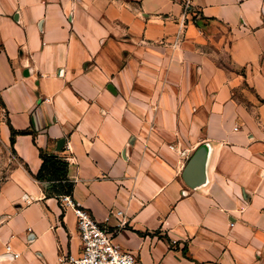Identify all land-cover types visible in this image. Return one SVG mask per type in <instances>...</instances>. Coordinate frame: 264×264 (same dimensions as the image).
Wrapping results in <instances>:
<instances>
[{
  "label": "crops",
  "instance_id": "obj_1",
  "mask_svg": "<svg viewBox=\"0 0 264 264\" xmlns=\"http://www.w3.org/2000/svg\"><path fill=\"white\" fill-rule=\"evenodd\" d=\"M190 2L175 46L185 0H0V264L81 251L36 179L64 148L72 202L143 264H264V0Z\"/></svg>",
  "mask_w": 264,
  "mask_h": 264
},
{
  "label": "built area",
  "instance_id": "obj_2",
  "mask_svg": "<svg viewBox=\"0 0 264 264\" xmlns=\"http://www.w3.org/2000/svg\"><path fill=\"white\" fill-rule=\"evenodd\" d=\"M191 2L185 0L182 22L179 23L175 46L182 40L183 31L187 26V20L191 16ZM0 111L5 110L0 107ZM63 202L74 209L78 222V231L81 241V251L78 254H66L60 258V264H143L139 255L133 252L123 251L115 243L118 229H111L104 222L97 221L91 213L72 202L70 197H64ZM118 216H123L119 228L127 224L125 214L118 212ZM10 252V248L8 247ZM16 257L18 255H15Z\"/></svg>",
  "mask_w": 264,
  "mask_h": 264
},
{
  "label": "trees",
  "instance_id": "obj_3",
  "mask_svg": "<svg viewBox=\"0 0 264 264\" xmlns=\"http://www.w3.org/2000/svg\"><path fill=\"white\" fill-rule=\"evenodd\" d=\"M30 130L15 131L12 129L11 144L15 143L18 135H29ZM64 148L60 154L51 155L40 151L42 165L36 179L47 185L46 196L62 200L64 197H73L74 184L69 178V163L64 156Z\"/></svg>",
  "mask_w": 264,
  "mask_h": 264
},
{
  "label": "water",
  "instance_id": "obj_4",
  "mask_svg": "<svg viewBox=\"0 0 264 264\" xmlns=\"http://www.w3.org/2000/svg\"><path fill=\"white\" fill-rule=\"evenodd\" d=\"M64 140L58 143L57 150L60 151L64 147ZM210 147L208 144H203L193 155L187 164L184 172L183 179L187 186L193 190L204 188L206 185V171L207 162L209 158Z\"/></svg>",
  "mask_w": 264,
  "mask_h": 264
},
{
  "label": "rangeland",
  "instance_id": "obj_5",
  "mask_svg": "<svg viewBox=\"0 0 264 264\" xmlns=\"http://www.w3.org/2000/svg\"><path fill=\"white\" fill-rule=\"evenodd\" d=\"M9 156L10 155L6 154H2V156H0V184L8 177V173L12 167Z\"/></svg>",
  "mask_w": 264,
  "mask_h": 264
}]
</instances>
